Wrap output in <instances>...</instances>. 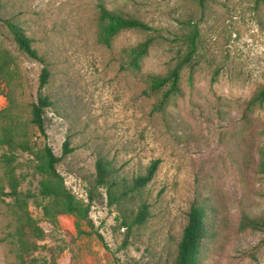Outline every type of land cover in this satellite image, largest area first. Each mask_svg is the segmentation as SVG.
<instances>
[{"label":"rangeland","instance_id":"374dc122","mask_svg":"<svg viewBox=\"0 0 264 264\" xmlns=\"http://www.w3.org/2000/svg\"><path fill=\"white\" fill-rule=\"evenodd\" d=\"M97 2L150 30L123 29L104 45L108 22ZM3 20L20 26L45 58L51 76L41 92L53 105L45 136L30 128L32 143L60 157L69 142L58 171L76 197L86 202L98 156L126 178L160 161L144 191L150 217L125 246L103 188L90 208L92 227L82 226L87 235L71 216L52 226L30 202L45 232L32 254L37 264H169L195 202L212 234L199 264H264V230L239 229L243 212L264 216V100L251 103L264 86V0H0V44L20 73L13 96L27 118L42 65L17 49ZM177 66L176 93L164 98L170 82L150 89ZM6 106L0 96V110ZM30 161L19 153L17 174L20 189L35 193ZM10 202L0 201V264H20L7 236Z\"/></svg>","mask_w":264,"mask_h":264},{"label":"trees","instance_id":"16d2710c","mask_svg":"<svg viewBox=\"0 0 264 264\" xmlns=\"http://www.w3.org/2000/svg\"><path fill=\"white\" fill-rule=\"evenodd\" d=\"M203 0H199L202 2ZM96 8L100 18L108 22L104 34L100 39L104 45H108L110 38L123 29L149 31L145 23L135 18H124L107 9L100 2ZM8 34L17 49L27 58L42 65L38 93L34 102L30 103L28 116L23 117L19 112L20 106L14 99V89L20 87V73L15 66L10 51L0 44V96L7 101V106L0 110V201L10 199L6 204L10 216L11 231L7 236L13 237L16 247L15 257L20 264H37L38 259L32 254L37 251L36 241L43 240L44 230L39 222L32 217L28 206L39 208L43 219L56 226L59 216H71L79 235H87L82 226L92 227L89 217L90 208L94 199H102L98 189L103 188L106 195V205L116 206L117 229L123 230V246L130 243L138 228L143 226L150 217V203L144 197L146 186L154 177L159 160H153L145 168L144 172L130 178L117 176L110 161L102 156L95 160V174L93 180L88 182L85 193L86 202L76 197L65 185L58 165L66 155L72 152L69 142L62 145V154L58 157L51 147L44 145L35 148L32 143L30 128H34L45 136L46 111L51 109V98L41 91L47 86L50 79L45 58L32 46V40L26 36L20 26L10 20H3ZM133 65H135L133 63ZM180 66L172 70L167 78H154L150 89L159 90L170 82L164 98L178 91ZM264 100V86L255 96L252 102L261 103ZM19 153L31 156V167L38 176L37 190L22 191L20 189L22 178L17 174V158ZM258 173L264 177V154H262ZM206 210L198 203H192L186 213L185 223L176 242L174 253L169 264H199V252L202 243L208 240L212 234L204 222ZM240 230H264V216L253 217L248 212L241 214L239 222Z\"/></svg>","mask_w":264,"mask_h":264}]
</instances>
